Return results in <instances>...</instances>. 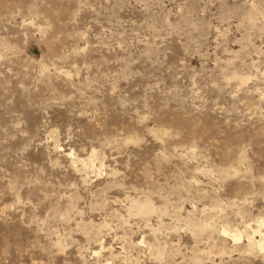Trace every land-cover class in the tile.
<instances>
[{"label":"rangeland","instance_id":"374dc122","mask_svg":"<svg viewBox=\"0 0 264 264\" xmlns=\"http://www.w3.org/2000/svg\"><path fill=\"white\" fill-rule=\"evenodd\" d=\"M263 235L264 0H0V264H264Z\"/></svg>","mask_w":264,"mask_h":264},{"label":"bare ground","instance_id":"6f19581e","mask_svg":"<svg viewBox=\"0 0 264 264\" xmlns=\"http://www.w3.org/2000/svg\"><path fill=\"white\" fill-rule=\"evenodd\" d=\"M139 208H141L144 212L147 210L148 211V208L146 207V206H138ZM142 210H141V212H142ZM144 212H142V213H144ZM261 237V236H260ZM239 237H238V235L237 234H233L232 235V239L233 240H235V239H238ZM237 241V240H236ZM256 245L259 247V248H264V235L261 237V240L260 241H258L257 243H256ZM263 250V249H262Z\"/></svg>","mask_w":264,"mask_h":264}]
</instances>
